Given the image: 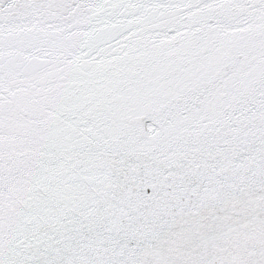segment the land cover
Masks as SVG:
<instances>
[{
    "label": "snow or ice",
    "instance_id": "obj_1",
    "mask_svg": "<svg viewBox=\"0 0 264 264\" xmlns=\"http://www.w3.org/2000/svg\"><path fill=\"white\" fill-rule=\"evenodd\" d=\"M0 264H264V0H0Z\"/></svg>",
    "mask_w": 264,
    "mask_h": 264
}]
</instances>
